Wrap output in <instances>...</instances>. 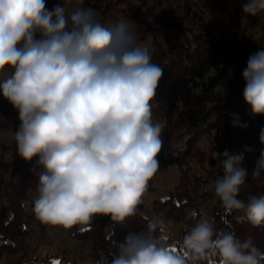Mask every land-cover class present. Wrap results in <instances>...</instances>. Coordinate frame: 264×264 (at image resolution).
Here are the masks:
<instances>
[{
    "label": "clouds",
    "instance_id": "clouds-1",
    "mask_svg": "<svg viewBox=\"0 0 264 264\" xmlns=\"http://www.w3.org/2000/svg\"><path fill=\"white\" fill-rule=\"evenodd\" d=\"M83 5L61 0L49 9L46 0H0V93L18 111L17 154L25 161L38 156L42 166L33 211L66 229L96 214L117 222L135 215L163 146L152 110L164 69L136 42L132 24L106 27ZM241 7L245 21L264 13V0H245ZM242 75L252 115H264V49L249 56ZM233 117V127L248 126ZM259 139L264 144V128ZM212 155L223 168L214 190L225 213L242 211L238 223L264 226V195L238 198L249 173L241 166L244 153ZM262 174L264 151L251 172L253 179ZM187 219L196 223L179 252L156 235L163 222L152 219L146 230L112 241L115 251L101 253L96 264H202L210 252L219 264H264L251 236L217 232L194 210Z\"/></svg>",
    "mask_w": 264,
    "mask_h": 264
},
{
    "label": "trees",
    "instance_id": "trees-1",
    "mask_svg": "<svg viewBox=\"0 0 264 264\" xmlns=\"http://www.w3.org/2000/svg\"><path fill=\"white\" fill-rule=\"evenodd\" d=\"M206 1L211 5L218 0ZM164 2L84 0L83 6L94 9L106 27L118 24L123 16L131 20L141 15L147 30L153 32L152 62L164 69L153 101V111L162 124L163 141L157 157L159 168L154 176L168 166H177L180 169L178 184L165 197L154 198L149 204L146 196L157 190L153 176L143 202L137 206V213L124 222L113 221L110 215L96 214L88 224L71 228L73 237L90 243L87 261L69 259L66 255L55 260L48 252L34 254L35 248L28 241L31 222L39 225L43 239L47 227L56 226L41 221L33 211V201L38 196L36 173L42 168L39 157L25 161L19 155L15 159L0 155V261L8 253L11 256L8 264H96L101 253L115 251L112 241H122L129 231L146 230L147 221L153 219L151 209L186 225L181 239L173 238L166 229L163 233L160 227L156 230V235H165L177 252L181 251L184 235L196 223V220L187 219L193 210L197 212V220H208L217 232L231 231L241 240L251 236L256 246L264 251V226L254 227L247 221L238 223L235 218L242 216V211L225 213L214 190L223 168L212 155L225 149L232 153L243 152L245 159L241 166L249 173L238 198L247 202L249 196L264 195V174L258 179L251 175L264 151L259 139L264 115H252L244 100L242 75L249 56L264 49V34L253 36L244 28L240 15L221 6L217 8L224 19L218 20L207 14L201 0H177L175 5L158 11ZM157 33H162V37ZM240 62H245L244 68L231 77ZM233 114H238L240 122L248 126L233 127ZM20 123L18 112L7 110L0 99V128L11 129L14 133ZM204 136L210 139L207 151L199 145ZM246 147L253 151H246ZM191 160L206 163V177L192 170ZM209 200L214 203L207 217L203 206ZM219 260L210 252L202 264H219Z\"/></svg>",
    "mask_w": 264,
    "mask_h": 264
},
{
    "label": "rangeland",
    "instance_id": "rangeland-1",
    "mask_svg": "<svg viewBox=\"0 0 264 264\" xmlns=\"http://www.w3.org/2000/svg\"><path fill=\"white\" fill-rule=\"evenodd\" d=\"M202 6L207 11V14L218 20H223L224 16L222 12L217 8L218 6L223 7L226 11L240 15H244L242 12L241 5L245 0H218L215 3L209 5L206 0H201ZM61 0H46L47 7L51 9L55 4L60 3ZM152 2V0H149ZM177 0H165L163 6L159 7L158 11L167 9L170 4L175 5ZM214 11V12H213ZM128 22L133 25L134 35L136 42L144 47H147L150 54L153 49L152 39L153 32L147 30V26L143 19V16H138L135 19L128 20L126 16L120 18V22ZM244 28L253 36H261L264 34V13H261L255 17H248L247 20L242 21ZM157 36L162 37V33H157ZM245 62H240L234 69L231 77L243 69ZM10 74V73H9ZM0 99L7 110L11 112H18L0 93ZM153 111V110H152ZM7 118V117H5ZM153 121L158 122V118L153 111ZM161 124V123H160ZM162 126V124H161ZM14 133L11 129L0 128V155L7 159H15L17 157V148L14 141ZM199 145L202 149L208 150L210 145V139L208 136H204L200 139ZM192 170L202 177H206V163H200L196 160L190 161ZM180 179V169L177 166H168L164 170L160 171L153 177L154 185L157 190L146 196L147 202H150L154 198L165 197L167 192L173 190L178 184ZM214 200H209L203 206V212L207 217H210L212 205ZM150 215L153 219L163 222V227L168 231L170 236L175 239H181L182 231L186 228V225L182 222H175L168 219L162 213L155 212L153 209L150 211ZM85 224H81L84 226ZM29 237L28 241L34 246L35 253L42 255L45 252L51 253L55 260H58L62 255H66L69 259H81L87 261L90 254V243L73 237L71 234V228L66 229L63 226L56 225L54 227H47V235L43 239L41 237L42 232L39 225L36 222H31L28 225ZM11 259L10 254L5 253L0 261V264H8Z\"/></svg>",
    "mask_w": 264,
    "mask_h": 264
},
{
    "label": "snow or ice",
    "instance_id": "snow-or-ice-1",
    "mask_svg": "<svg viewBox=\"0 0 264 264\" xmlns=\"http://www.w3.org/2000/svg\"><path fill=\"white\" fill-rule=\"evenodd\" d=\"M57 264H58V262H57Z\"/></svg>",
    "mask_w": 264,
    "mask_h": 264
}]
</instances>
